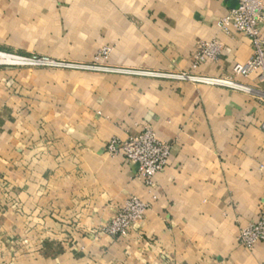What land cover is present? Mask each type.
Instances as JSON below:
<instances>
[{"label": "crops", "instance_id": "1", "mask_svg": "<svg viewBox=\"0 0 264 264\" xmlns=\"http://www.w3.org/2000/svg\"><path fill=\"white\" fill-rule=\"evenodd\" d=\"M228 10L227 0H0V52L82 63L108 47L111 66L179 74L214 40L220 56L191 72L228 77L253 56L249 39L218 28ZM258 74L233 77L247 94L0 67V232H33L17 264H264V243L246 250L236 238L264 211ZM146 127L171 145L150 189L105 149ZM129 196L148 205L144 221L125 238L93 234Z\"/></svg>", "mask_w": 264, "mask_h": 264}, {"label": "built area", "instance_id": "2", "mask_svg": "<svg viewBox=\"0 0 264 264\" xmlns=\"http://www.w3.org/2000/svg\"><path fill=\"white\" fill-rule=\"evenodd\" d=\"M236 2V8H229L226 15L220 18L217 26L224 33L235 31L250 41L253 56L244 64H235L228 77H214L197 75L191 71L207 60H215L220 54L218 42L206 41L196 45L191 71L186 73L160 74L148 70H136L126 67L111 66L105 62L109 57L110 48L102 47L90 62H73L68 60L55 61L46 56H14L10 57L22 60L19 64L31 68H45L56 70H68L75 72H91L98 74H112L120 76L151 77L161 79H172L182 82H191L202 86L226 88L234 91L251 93V88L237 83L233 77H248L251 73L259 71L258 81L264 85V0H227ZM9 65V64H8ZM264 132V124L261 126ZM106 153L110 156H119L128 163L137 167L136 178L140 179L146 188L153 187V177L167 166L171 145L157 139L154 132L146 127L137 137H129L125 141L116 138L105 144ZM148 205L134 196L127 197L116 215L101 228L104 235L112 238H125L130 231L143 222ZM256 222L242 228L236 238L237 243L246 250H252L259 243H264V211H262Z\"/></svg>", "mask_w": 264, "mask_h": 264}, {"label": "rangeland", "instance_id": "3", "mask_svg": "<svg viewBox=\"0 0 264 264\" xmlns=\"http://www.w3.org/2000/svg\"><path fill=\"white\" fill-rule=\"evenodd\" d=\"M19 56H23V55H19ZM30 56L40 57L37 55H30ZM0 67L15 68V69H19V68L37 69V68H31V67H26V66L17 67L15 65H10V64L8 65V64H3V63H0ZM101 228L97 229L96 231H93L92 233L95 235L100 234V233L103 234L101 231ZM44 234H45V237L50 238L49 231L48 232L45 231ZM26 236L28 238H26ZM24 239L33 240V232H22V233H15V232L1 233L0 232V264H10V262L14 263V261H15L14 264H17L18 257L20 256L21 252L24 251V249H27V250L33 249L29 246V244L26 248L19 246L20 240L22 242Z\"/></svg>", "mask_w": 264, "mask_h": 264}, {"label": "bare ground", "instance_id": "4", "mask_svg": "<svg viewBox=\"0 0 264 264\" xmlns=\"http://www.w3.org/2000/svg\"><path fill=\"white\" fill-rule=\"evenodd\" d=\"M22 60L10 57L4 53L0 52V63L3 64H19Z\"/></svg>", "mask_w": 264, "mask_h": 264}, {"label": "water", "instance_id": "5", "mask_svg": "<svg viewBox=\"0 0 264 264\" xmlns=\"http://www.w3.org/2000/svg\"><path fill=\"white\" fill-rule=\"evenodd\" d=\"M236 5V2L234 1L229 2V8H236Z\"/></svg>", "mask_w": 264, "mask_h": 264}]
</instances>
